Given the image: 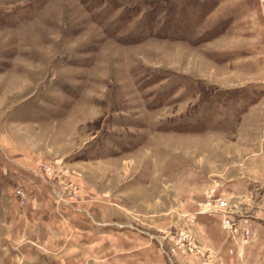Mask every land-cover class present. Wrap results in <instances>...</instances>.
Returning a JSON list of instances; mask_svg holds the SVG:
<instances>
[{"label":"rangeland","instance_id":"rangeland-1","mask_svg":"<svg viewBox=\"0 0 264 264\" xmlns=\"http://www.w3.org/2000/svg\"><path fill=\"white\" fill-rule=\"evenodd\" d=\"M228 5L241 14L218 38L199 39ZM209 9L208 0H0V151H22L28 165L0 155V173L21 165L57 218L92 219L102 207L111 220L135 221L147 238L122 232L98 244L61 232L49 250L55 261L224 264L198 230L199 215L234 244L233 264L256 240L251 214L264 210V191L227 195L210 177L183 207L189 189L173 174L178 162L195 160L223 173L229 154L242 168L231 171H264V90L255 89L264 85V0H218ZM234 49L244 53L216 62ZM249 100L239 121L204 125L224 113L225 101ZM149 170L153 180L140 179ZM0 182L26 204L23 184Z\"/></svg>","mask_w":264,"mask_h":264},{"label":"crops","instance_id":"crops-1","mask_svg":"<svg viewBox=\"0 0 264 264\" xmlns=\"http://www.w3.org/2000/svg\"><path fill=\"white\" fill-rule=\"evenodd\" d=\"M208 2L211 9L218 3V0H208ZM239 8L241 7H234V5L223 7L220 15L217 18H213L211 23L209 24L207 28L208 34L204 37H200L199 39L209 41L218 38L220 35H223V32L230 26L232 19H235L236 16L241 14V9ZM205 17L207 18V16ZM248 50L251 52L252 49ZM220 52L217 53L220 55ZM242 53H244V51L240 49L226 50L225 52H221L223 56H219L217 54L218 58L216 62L219 64H228L229 61L241 56ZM250 85L251 82H246L239 85L226 86L224 88L231 90H242L245 87L249 88ZM255 89H258L262 92V89L264 90L263 83L260 85H255ZM254 101L255 100H249V102L225 101L223 103L222 110L224 111V113L220 115L219 118L209 119L207 123L206 119L204 121V125H209L207 126V128L209 129H215L220 125L239 121V117L242 115V111L245 109L246 111L248 109H251L253 105L252 103ZM250 104L252 105L250 106ZM250 140H248V142H250ZM263 146L262 148H264ZM0 152V155H3L4 158L8 160H14L16 163L23 165L25 168L28 166L22 163V161L20 160L25 156L22 151L14 153L15 151L12 152L8 150L5 152L1 150ZM261 153L262 154L259 155V159L264 160L263 151H261ZM224 156L223 161L221 162V170L224 171L223 173H216L214 166L205 170L201 167L200 164L196 163V160L192 161V163L189 161H182L177 163L175 172L173 173L174 177L179 180L177 182L183 183L181 184V187L184 188L183 191L189 189L188 193L184 194L188 195V197L190 198H187L186 201L182 200L183 203L180 204V206H193V201L201 197L200 189L210 183V177L219 179L221 181L219 191H222V193L227 195H237L248 191L252 192L255 190H260V192L264 191V171L259 172L262 174H257L255 176H249L244 172H235L234 170L231 171V169L233 168L237 169L235 166H232V163L236 164L237 161L233 160V158L230 157V154ZM20 167H16L17 170H15L14 172H12L13 170H9L0 173V179L2 177V180L4 179L7 182L11 181L15 184L21 183L28 191V200L26 204L24 206H19L14 201V199H11L7 196L12 191L11 189H9L10 186L8 187V185H6L5 183L0 182V197L5 198H0V264H64L62 262L55 261L51 257V252H49V250L54 249L57 246V237L59 238L62 233L72 231L80 232L79 235L76 236L77 238H81L84 234L85 237L83 239L86 242L88 240H91L92 236H94V238L99 240L97 241L98 244L104 240L114 241V238L117 237L118 239L119 233L122 232L131 233L134 236H139L144 240L147 239L145 237V234H143L144 232H142L141 227L135 221L129 218L126 220H111V218L109 219V217L113 214H109L105 211L106 209L102 207L100 208L95 206V209L98 210L95 213V217H93L92 219L84 214H70L67 215V218H57L52 205L48 201H46L43 193L38 191L36 180L32 179V176L29 173L26 174L22 170L24 169L23 167H21L22 169ZM113 169V167L108 168L105 165L100 170L106 171L108 174H112L114 172ZM241 169L242 168L237 170ZM147 172L149 174L142 176L140 179L149 177L153 180L155 175L154 171L149 170ZM217 174L221 177H219ZM137 175L138 174H136V177ZM170 175H172V173H170ZM188 184H190L191 186H189ZM181 187L175 186V192L180 191ZM261 193L263 194L264 192ZM144 206L147 211H154L151 205ZM161 208L162 205L160 206V210H162ZM161 212H163V210ZM251 218L256 240L245 248L241 259L238 260V264H260L261 262L262 264L264 263V210L254 211V213L252 212ZM198 221V230L201 228V231H204L203 233L207 236L208 239H210L213 248L216 251H219L220 261H223L224 264H227V262L231 264L236 255L234 244L230 243L229 239L221 232H219L217 228L216 233L212 232L213 225L210 224V218H208V216L199 215ZM92 241L94 242L95 240ZM63 245L65 247L67 245L72 246V242L69 241L67 243H64ZM143 252L144 250H139L138 255Z\"/></svg>","mask_w":264,"mask_h":264}]
</instances>
